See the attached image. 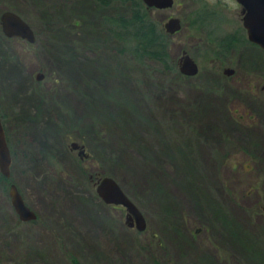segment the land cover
Listing matches in <instances>:
<instances>
[{
	"label": "rangeland",
	"instance_id": "rangeland-1",
	"mask_svg": "<svg viewBox=\"0 0 264 264\" xmlns=\"http://www.w3.org/2000/svg\"><path fill=\"white\" fill-rule=\"evenodd\" d=\"M6 10L36 35L8 37L0 24L9 181L37 219L19 218L0 180V264H264V50L247 41L236 0L155 10L162 25L182 19L170 50L177 69L183 50L196 59L193 77L114 51L101 17L125 14L117 2L0 0ZM209 30L244 42L217 60ZM89 174L115 178L146 230L129 227Z\"/></svg>",
	"mask_w": 264,
	"mask_h": 264
},
{
	"label": "water",
	"instance_id": "water-1",
	"mask_svg": "<svg viewBox=\"0 0 264 264\" xmlns=\"http://www.w3.org/2000/svg\"><path fill=\"white\" fill-rule=\"evenodd\" d=\"M148 8L169 9L175 5L176 0H142ZM242 7V23L250 42L264 50V0H236ZM0 24L4 34L8 37H19L30 43L36 41V35L31 25L17 12L4 11L0 16ZM165 32L173 35L183 27V21L178 16H173L163 24ZM179 72L188 77L196 76L200 71L199 63L187 51L183 50L178 59ZM234 69L226 68L224 73L232 75ZM43 75L37 74L41 80ZM80 156L88 157L84 144H75ZM12 153L8 143L3 116L0 114V174L10 179L12 171ZM9 195L12 205L22 221H34L37 219L35 211L26 203L18 187L11 183ZM96 191L99 197L107 204L122 206L126 209V224L143 232L147 228V220L144 213L132 198L126 193L120 183L111 176H99L96 183Z\"/></svg>",
	"mask_w": 264,
	"mask_h": 264
},
{
	"label": "trees",
	"instance_id": "trees-1",
	"mask_svg": "<svg viewBox=\"0 0 264 264\" xmlns=\"http://www.w3.org/2000/svg\"><path fill=\"white\" fill-rule=\"evenodd\" d=\"M97 1L100 2L101 6L117 2L126 8L125 14H104L101 17V26L107 33V43H110L114 51L130 57L138 65H144L148 61H156L162 64L165 69L175 71L181 77L184 76L178 71L176 60L170 50L171 35L165 32L161 21L156 17V9L146 7L142 0ZM201 15L194 19L193 25L206 22L203 17L205 14ZM199 28L201 29V27ZM203 39L211 57L221 61L224 60L226 52L230 51L236 44L244 42L243 35L214 37L210 30L208 31V38ZM0 180L9 183V179L1 174Z\"/></svg>",
	"mask_w": 264,
	"mask_h": 264
},
{
	"label": "flooded vegetation",
	"instance_id": "flooded-vegetation-1",
	"mask_svg": "<svg viewBox=\"0 0 264 264\" xmlns=\"http://www.w3.org/2000/svg\"><path fill=\"white\" fill-rule=\"evenodd\" d=\"M244 27V26H243ZM244 29L245 28H243V31H244ZM244 32H246V30L244 31ZM247 33V32H246ZM237 36H239V35H237ZM249 41V40H248ZM250 42V41H249ZM252 43V42H251ZM254 44V43H253ZM256 45V44H255ZM183 52V51H182ZM1 114V113H0ZM2 115V114H1ZM75 144H79V145H82L81 143H79V142H77V141H72L71 142V151H77L78 152V156H79V158L80 159H82V160H85V159H88L89 157H90V153L87 151V149H86V147H85V145H84V148H85V150H86V152L88 153V157H86V156H80L79 155V150L78 149H75L74 147H76L75 146ZM99 176H101V175H99V174H89L88 175V177H89V179H90V181L91 182H93V186H94V188H95V190H96V183H97V180H98V177ZM97 192V191H96ZM98 194V193H97ZM99 196V195H98ZM114 206H116V205H114ZM120 207H122V206H120ZM136 229V228H135Z\"/></svg>",
	"mask_w": 264,
	"mask_h": 264
}]
</instances>
